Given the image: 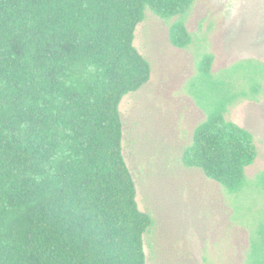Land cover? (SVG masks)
I'll list each match as a JSON object with an SVG mask.
<instances>
[{
  "label": "trees",
  "instance_id": "obj_1",
  "mask_svg": "<svg viewBox=\"0 0 264 264\" xmlns=\"http://www.w3.org/2000/svg\"><path fill=\"white\" fill-rule=\"evenodd\" d=\"M195 0H0V264H146L142 211L123 153L120 104L151 77L134 44L149 9L177 47L191 42ZM205 53L188 89L206 118L182 153L239 196L258 147L228 120L264 93V62L213 71ZM264 192V169L256 178ZM246 264H264V213L249 229Z\"/></svg>",
  "mask_w": 264,
  "mask_h": 264
},
{
  "label": "rangeland",
  "instance_id": "obj_2",
  "mask_svg": "<svg viewBox=\"0 0 264 264\" xmlns=\"http://www.w3.org/2000/svg\"><path fill=\"white\" fill-rule=\"evenodd\" d=\"M179 18L146 11L134 44L150 61L151 77L120 104L123 153L137 202L154 220L144 235L146 264H246L251 223L264 213V192L253 185L264 169V93L239 100L226 113L252 132L258 147L239 196L186 167L182 153L206 118L188 89L202 55H214L216 73L241 61L264 62V0H195L186 15V47L170 40Z\"/></svg>",
  "mask_w": 264,
  "mask_h": 264
}]
</instances>
